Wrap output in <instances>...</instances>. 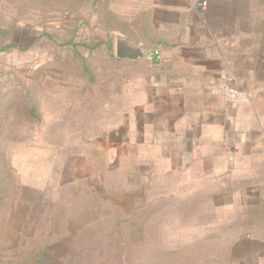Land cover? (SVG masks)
Segmentation results:
<instances>
[{
	"label": "crops",
	"instance_id": "obj_1",
	"mask_svg": "<svg viewBox=\"0 0 264 264\" xmlns=\"http://www.w3.org/2000/svg\"><path fill=\"white\" fill-rule=\"evenodd\" d=\"M201 1L206 9L193 10ZM109 10L124 24L112 32L113 45L123 38L159 59L131 62L114 55L117 76L111 81L108 71L101 88L115 84L116 104H95V85L81 87L78 100L54 111L53 140L45 132L38 136V165L44 166L51 148L57 158L62 149L96 144L108 154L115 150L128 194L169 190L166 198L192 206L211 190L213 207L229 206L234 220L245 217L249 233L260 224L264 233V0H112ZM13 39L12 28L0 26V49ZM224 84L247 92L251 104L227 106L209 94ZM37 95L39 126L45 128L51 121L44 88ZM72 151L70 159L91 167L81 150ZM155 196L146 194L145 203L155 204ZM245 248L244 260L228 264H264V242Z\"/></svg>",
	"mask_w": 264,
	"mask_h": 264
},
{
	"label": "rangeland",
	"instance_id": "obj_2",
	"mask_svg": "<svg viewBox=\"0 0 264 264\" xmlns=\"http://www.w3.org/2000/svg\"><path fill=\"white\" fill-rule=\"evenodd\" d=\"M98 13L92 0H0V26L12 28L15 46L12 56L0 58V154L4 152V167L14 178L5 204L10 202L11 211L15 210L10 222L0 216V264H31L32 256L26 253L44 245H53L49 264H228L244 260L245 247L264 242L261 224L249 233L244 216L238 214L234 220L229 206L213 207L211 190L197 200L199 205L192 206L166 198L169 190L128 194L118 173L115 150L108 154L96 144L62 149L57 158L51 148L45 153L44 166L38 165L37 138L45 132L53 140L54 111L61 103L78 100L81 87L91 86L89 79H78L85 76L77 73L80 57L90 55L95 104L102 100L116 104V88H111L115 84L101 86L108 71L110 80L115 79L117 67L108 69L100 57L107 50L99 44L105 38L101 21L110 27L119 24L105 17L101 8ZM27 50L29 60L22 57ZM26 86L35 88V93L38 86L44 88L42 103L51 121L45 128L19 118L17 103ZM63 107L66 114L69 109ZM57 125L63 124L58 121ZM72 150L89 157L98 173L84 161L70 159ZM27 185L30 188H24ZM146 194L156 195L150 199L155 204L145 203L149 201ZM222 201L229 202V196L224 195Z\"/></svg>",
	"mask_w": 264,
	"mask_h": 264
},
{
	"label": "trees",
	"instance_id": "obj_3",
	"mask_svg": "<svg viewBox=\"0 0 264 264\" xmlns=\"http://www.w3.org/2000/svg\"><path fill=\"white\" fill-rule=\"evenodd\" d=\"M111 1L112 0H92V5H93L94 12L98 13L99 9L101 8V12L105 17H110L113 20L117 21L119 24L118 27H113V26L110 27L104 22V19H103L100 25L101 30L105 33V38L99 45L104 46L107 50L100 57L103 58V60L105 59L106 63H108V69L110 68L113 70V68L116 67L117 62H116V59L114 58V52H113L114 36L112 32L120 31V30L123 31L124 24L115 15H113L112 12L109 10V4L111 3ZM14 47L15 46L13 44L7 47H3L2 49H0V53H8ZM89 61H90V55H88V57H80L79 63L76 66L78 68L77 73L78 72L85 73V76H78L79 77L78 79L82 81H84V78H86V80L89 79L91 85H94L93 76L95 75V72L93 71L92 64ZM149 61L154 62L155 59H150ZM34 89L35 88L31 86H26L24 88L23 93L20 94V97L22 99L21 102L17 103V105L20 106V110H21V115L19 118L24 123H27L28 125L30 124L35 125V123H38L39 125L41 123V118L39 115L38 99H36V96H35V94H38V88H37L36 93ZM4 110L5 111L9 110L8 105ZM4 157H5L4 152L1 151V154H0V216H7L9 212L11 211V206H12L11 203L10 202L7 204L5 203L7 200V195L11 194V192L13 191V187H14L13 176L4 167V164H5L3 160ZM4 168H5V171L3 174H1ZM53 252H54L53 245H44L41 248L32 250L30 252H27L26 254H31L32 256L31 264H49L51 257L53 255ZM23 262H24V257H23Z\"/></svg>",
	"mask_w": 264,
	"mask_h": 264
},
{
	"label": "built area",
	"instance_id": "obj_4",
	"mask_svg": "<svg viewBox=\"0 0 264 264\" xmlns=\"http://www.w3.org/2000/svg\"><path fill=\"white\" fill-rule=\"evenodd\" d=\"M206 6L205 1L196 2L192 5V9L203 11L206 9ZM148 59L158 60L159 56L157 53L149 54ZM209 94L227 106L247 107L251 104L250 95L247 92L238 90L227 84L210 89Z\"/></svg>",
	"mask_w": 264,
	"mask_h": 264
},
{
	"label": "water",
	"instance_id": "obj_5",
	"mask_svg": "<svg viewBox=\"0 0 264 264\" xmlns=\"http://www.w3.org/2000/svg\"><path fill=\"white\" fill-rule=\"evenodd\" d=\"M114 55L117 59H124L131 62L148 59V53L144 49L131 44L123 38L115 39Z\"/></svg>",
	"mask_w": 264,
	"mask_h": 264
}]
</instances>
